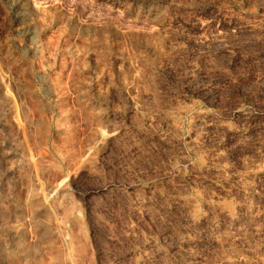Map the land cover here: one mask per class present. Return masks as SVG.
Returning a JSON list of instances; mask_svg holds the SVG:
<instances>
[{"label":"rangeland","instance_id":"obj_1","mask_svg":"<svg viewBox=\"0 0 264 264\" xmlns=\"http://www.w3.org/2000/svg\"><path fill=\"white\" fill-rule=\"evenodd\" d=\"M263 26L264 0H0V264L14 263L19 244L10 228L22 222L25 187L42 192L36 206L53 210L43 211L45 222L69 221L59 229L42 221L21 264H225L210 233L227 203L210 197L214 190H232L233 214L264 231V172L248 177L263 193L256 217H247L236 201L244 193L234 182L216 184L207 156L191 146L200 130L233 172L263 163ZM7 90L26 126L11 119ZM13 144L31 159L43 155V166L21 167L9 157ZM180 191L196 199L194 230L185 229L190 213L177 204ZM241 246L248 257L237 264H264V233Z\"/></svg>","mask_w":264,"mask_h":264},{"label":"bare ground","instance_id":"obj_2","mask_svg":"<svg viewBox=\"0 0 264 264\" xmlns=\"http://www.w3.org/2000/svg\"><path fill=\"white\" fill-rule=\"evenodd\" d=\"M150 9V8H149ZM186 27V26H185ZM264 27V26H263ZM182 29V28H181ZM220 33V32H219ZM222 33V32H221ZM223 35V34H222ZM219 41H223L224 40V38L222 37V36H219L218 38H217ZM216 42V41H215ZM229 44H230V42H229ZM234 51V50H233ZM228 52V51H227ZM84 53V52H83ZM82 53V54H83ZM229 53V52H228ZM79 54V53H78ZM81 54V53H80ZM79 54V55H80ZM85 54V53H84ZM77 56V55H76ZM85 55H83V57H84ZM82 56L80 55V57H78V58H81ZM82 57V58H83ZM81 58V59H82ZM81 59H80V61H81ZM129 60V59H128ZM131 62V61H130ZM127 63V62H126ZM130 64V63H129ZM141 64V63H140ZM144 67V66H143ZM98 69V68H97ZM100 70V69H99ZM143 70V69H142ZM4 77V76H3ZM138 77V76H137ZM140 77V76H139ZM138 77V78H139ZM10 79V78H9ZM8 79V80H9ZM3 81V80H2ZM11 81V80H10ZM58 81V80H57ZM6 82V81H5ZM4 82V83H5ZM56 82V81H55ZM59 82V81H58ZM61 84V83H60ZM51 87V86H50ZM3 88V87H2ZM22 88V87H21ZM46 88V87H45ZM58 88V87H57ZM61 88V87H60ZM10 90H12V89H10ZM9 90V91H10ZM5 91V90H4ZM8 90L4 93V95H7V98H9L11 101V103H10V106H9V108H7L8 109V111H9V115L11 116V119H13V121H15V123L17 122V124H19V126H21V127H23L22 125H27L26 124V122H25V124H24V121L22 120H20L19 118L20 117H18L17 115H19V113H17L18 112V107L16 106V105H14V103H12L13 101V99H14V95H12L10 92H9ZM24 93V92H23ZM37 94V93H36ZM35 94V95H36ZM57 95V94H56ZM54 97V96H53ZM56 97V96H55ZM59 101V100H58ZM61 101V100H60ZM28 102V101H27ZM30 102V101H29ZM62 102V101H61ZM25 103V102H24ZM23 103V104H24ZM32 103V102H31ZM19 104V103H18ZM34 104V103H33ZM36 105H37V103H36ZM63 105V104H62ZM2 106V105H1ZM22 106V105H21ZM38 106V105H37ZM37 106H33V107H37ZM58 106V105H57ZM132 106V105H131ZM61 107V106H60ZM59 107V108H60ZM188 107V106H187ZM58 108V109H59ZM25 110H26V108H24ZM36 110V109H35ZM24 111V110H23ZM179 111H180V109H179ZM184 111H185V109H184ZM33 112H35V111H33ZM24 112H22V114H23ZM182 113H184V112H182ZM8 114V113H7ZM198 114V113H197ZM4 115V114H3ZM24 115V114H23ZM205 115V114H204ZM203 115V116H204ZM26 116V115H25ZM35 116V115H34ZM198 116V115H197ZM32 117H33V115H32ZM201 118H202V115H201ZM10 119V120H11ZM22 119V118H21ZM35 119V118H34ZM206 119V118H205ZM9 120V119H8ZM42 120V119H41ZM175 120V119H174ZM201 120V119H200ZM211 120V119H210ZM210 120L208 121V122H210ZM220 120V119H219ZM12 121V120H11ZM60 121V120H59ZM206 121V120H205ZM222 121V120H221ZM8 122V121H7ZM33 122V121H32ZM207 122V123H208ZM225 122H227L226 120H225ZM244 122V121H243ZM28 123V122H27ZM195 123H198V122H195ZM203 123H204V121H203ZM214 123V122H213ZM213 123H210V124H213ZM14 124V123H13ZM68 124V123H67ZM172 124V123H171ZM177 123H175V125H176ZM199 124V123H198ZM206 124V123H205ZM254 124V123H253ZM7 125V124H6ZM31 125V124H30ZM34 125V124H33ZM204 125V124H203ZM207 125V124H206ZM15 126V125H14ZM38 126V125H37ZM42 126V125H41ZM194 126H196V125H194ZM198 126V125H197ZM196 126V127H197ZM210 126V125H209ZM208 126V128H210ZM236 126V125H235ZM204 127V126H203ZM207 127V126H206ZM205 127V128H206ZM241 127V126H240ZM172 128L173 127H171V130H172ZM180 128V127H179ZM189 128H191V126L189 127ZM198 128V127H197ZM204 128V129H205ZM217 128V127H216ZM20 129V128H19ZM177 129V128H176ZM193 129V128H192ZM196 129V128H195ZM219 129V128H218ZM227 129V128H226ZM229 129V128H228ZM234 129V128H233ZM236 129V128H235ZM39 130V129H38ZM50 130V129H49ZM196 130H199V128L198 129H196ZM207 130V129H206ZM205 130V131H206ZM215 130V129H214ZM225 130V129H224ZM230 130V129H229ZM5 131V130H4ZM174 131V130H173ZM189 131V130H188ZM195 131V130H194ZM202 131H203V129H202ZM201 131V132H202ZM221 131H223V130H221ZM233 131V130H232ZM19 132V131H18ZM25 132V131H24ZM177 132H178V130H177ZM181 132L182 131H180V134H181ZM197 133H198V131H196ZM207 132V131H206ZM230 132V131H229ZM234 132H235V130H234ZM252 132V131H251ZM255 132V131H254ZM15 133V132H14ZM14 133H12V134H14ZM172 133V132H171ZM174 133V132H173ZM179 133V132H178ZM194 133V132H193ZM203 133H205V132H203ZM203 133H200V130H199V133L197 134V135H195V136H192L193 138L191 139V146H192V148L194 149V150H196V151H198V153H199V151H202L203 153V155H206L207 156V161H205V162H207V166H206V168H207V170L208 171H211L212 172V174L213 175H211L212 176V178L214 179V181L216 182V184H218V183H221L222 184V186H223V184L225 183V182H234V185H235V188L236 189H238L239 191H241L242 193H244V195H245V197H244V200H242V201H240V199L238 200L237 198H238V196L239 195H237V198H236V201L238 202L237 204H239V205H241V206H243V207H246L249 211H250V213L247 215V217L248 216H255L256 217V214H254V212H255V210L258 208V206H255V201H256V199L257 198H260L261 197V195H262V193L264 192H262V190H261V188L258 186V184L256 183V182H253V181H250L251 179H253V178H250V180L248 179V177L249 176H251V175H255V176H252V177H256L257 176V174H259V175H261V172H264V161H263V163H260V162H256V163H254V164H250L251 163V161H250V157H248L249 158V161H250V165H249V167H248V169H246V170H243V168L241 169L240 168V170H238L237 172L235 171V172H233L232 171V167H230V165L228 164V161H227V159H226V152H224V150L223 149H220L219 147L218 148H213V150H211V149H209L207 146H206V136L207 135H204ZM219 133V132H218ZM231 133V132H230ZM27 134V133H26ZM65 134V133H64ZM175 134V133H174ZM173 134V135H174ZM179 134V135H180ZM195 134V133H194ZM206 134V133H205ZM208 134H209V130H208ZM223 134H224V132H223ZM236 134H237V132H236ZM238 134H239V132H238ZM16 135V134H15ZM19 135V134H18ZM24 135V134H23ZM22 135V136H23ZM69 135V134H68ZM226 135V134H225ZM241 135V134H240ZM243 135V134H242ZM241 135V136H242ZM246 135V134H245ZM249 135V134H248ZM11 136V135H10ZM41 136V135H40ZM170 136H171V134H170ZM234 136V135H233ZM244 136V135H243ZM247 136V135H246ZM245 136V137H246ZM178 137V136H177ZM183 137V136H182ZM208 137H209V135H208ZM211 137V136H210ZM238 137V136H237ZM236 137V138H237ZM5 138H6V136H5ZM163 138V137H162ZM166 138V137H165ZM212 138V137H211ZM221 138V137H220ZM219 138V139H220ZM233 138V137H232ZM242 137H240V139H241ZM2 139V138H1ZM1 139H0V141H1ZM4 139V138H3ZM11 139H12V137H11ZM22 139V138H21ZM29 139V138H28ZM69 139V138H68ZM168 139V138H167ZM166 139V140H167ZM177 139V138H176ZM209 139V138H208ZM225 139V138H224ZM246 139V138H245ZM20 140V139H19ZM32 140H33V138H32ZM31 140V141H32ZM104 140V139H103ZM209 140H211V139H209ZM230 140V139H229ZM243 140V139H242ZM251 140V139H250ZM3 141V140H2ZM2 141H1V143H2ZM10 141V140H9ZM12 141H14L13 139H12ZM27 141V140H26ZM189 141H190V139H189ZM208 141V140H207ZM238 141H240V140H238ZM244 142H245V140H243ZM261 141V140H260ZM8 142V141H7ZM28 142V141H27ZM219 142V141H218ZM223 142V141H222ZM227 142V141H226ZM242 142V141H241ZM12 143H16V142H12ZM71 143V142H70ZM181 143V142H180ZM212 143H215V142H212ZM220 143V142H219ZM218 143V144H219ZM224 143V142H223ZM236 143V142H235ZM243 143V142H242ZM247 143V142H246ZM245 143V144H246ZM255 143V142H254ZM14 144L11 146V148L14 146ZM17 144V143H16ZM15 144V145H16ZM169 144V143H168ZM174 144H176V143H174ZM211 144V143H210ZM226 144V143H225ZM29 145V144H28ZM30 145H31V143H30ZM32 145H33V143H32ZM177 145H179V144H177ZM207 145H208V143H207ZM220 145H222V143L220 144ZM233 145V144H232ZM236 145V144H235ZM17 146V145H16ZM21 146V145H20ZM209 146H211V145H209ZM217 146V145H216ZM243 146V145H242ZM15 147V146H14ZM35 147V146H34ZM178 147V146H177ZM211 147H214V145L213 146H211ZM223 147V146H222ZM1 148H2V146H1ZM6 148V147H5ZM68 148V147H67ZM182 148V147H181ZM259 148V147H258ZM263 148V147H262ZM3 149V148H2ZM8 149V148H7ZM9 149H10V147H9ZM9 149L7 150V151H9ZM13 149V148H12ZM38 149V148H37ZM193 149H191L192 151H193ZM225 150H226V148H224ZM243 149H245V147L243 148ZM246 149H247V147H246ZM261 149V148H260ZM4 150V149H3ZM2 150V151H3ZM23 150H24V148L23 149H20V148H14L13 150H12V153H10V154H12V156H9V157H11V158H15L16 159V161L18 160V163H19V165L22 167V166H24V165H26V166H29L31 169H36V171H38L39 170V168L41 167V166H43V163H44V161H45V159H44V156L43 155H39V157H38V159H31L30 157H28V154H26L27 155V158H24V156H26V155H22V154H24V152H23ZM175 150V149H174ZM180 150V149H179ZM187 150H189V149H187ZM6 151V152H7ZM27 151V150H26ZM190 151V150H189ZM10 152V151H9ZM28 152V151H27ZM37 152V151H36ZM40 152V151H39ZM64 152V151H63ZM253 152V151H252ZM46 153V152H45ZM192 153V152H191ZM228 153V152H227ZM258 153V152H257ZM259 153H260V151H259ZM262 153V152H261ZM1 154V153H0ZM9 154V155H10ZM173 154H174V152H173ZM181 154V153H180ZM196 154V153H195ZM175 155V154H174ZM182 155V154H181ZM264 155V154H263ZM6 156V155H5ZM49 156V155H48ZM186 156V155H185ZM191 156V155H190ZM229 156V155H228ZM249 156V155H248ZM256 156H259V155H256ZM261 156V155H260ZM66 157V156H65ZM71 157V156H70ZM77 157V156H76ZM179 157V156H178ZM49 158V157H48ZM73 158V157H72ZM174 158H176V157H174ZM187 158V157H186ZM199 158H201L200 157V155H199ZM247 158V157H246ZM256 158V157H255ZM259 158V157H258ZM264 157H262V159H263ZM178 159V158H177ZM189 159H191V158H189ZM230 159V158H229ZM232 159H233V157H232ZM242 159V158H241ZM244 159V158H243ZM0 160H4L5 161V159H0ZM7 161H8V158L6 159ZM9 160L11 161V159L9 158ZM181 160V159H180ZM254 160V159H253ZM258 160V159H257ZM256 160V161H257ZM10 161H8L9 163H11ZM15 161V160H14ZM49 161V160H48ZM69 161H71V160H69ZM74 161H76V160H74ZM183 161V160H182ZM187 161H188V159H187ZM204 161V160H203ZM260 161V160H259ZM185 162V161H184ZM202 162V161H201ZM244 162V161H243ZM242 162V163H243ZM246 162V161H245ZM255 162V161H254ZM67 163V162H66ZM230 163H231V161H230ZM1 164V163H0ZM12 165L14 164V163H11ZM70 164V163H69ZM192 164V163H191ZM74 165V164H73ZM72 165V166H73ZM248 165V164H247ZM246 165V166H247ZM14 166V165H13ZM61 166V165H60ZM68 166V165H67ZM75 166V165H74ZM196 166V165H195ZM200 166V165H199ZM245 166V165H244ZM243 166V167H244ZM10 167V166H9ZM15 167V166H14ZM50 167V166H49ZM49 167H48V171H47V173H49L48 175H53L52 174V172H53V170L52 169H49ZM237 167V166H236ZM70 168H71V166H70ZM182 168V167H181ZM184 168V167H183ZM183 168H182V170H183ZM194 168V167H193ZM238 168V167H237ZM247 168V167H246ZM17 169V168H16ZM19 169V168H18ZM72 169V168H71ZM195 169H197V167L195 168ZM236 169V168H235ZM46 170V169H45ZM177 170V169H176ZM179 170V169H178ZM202 170V169H201ZM173 171V170H172ZM8 172V171H7ZM26 172V171H25ZM41 172V171H40ZM21 173V172H20ZM54 173V172H53ZM195 173L197 174V172L195 171ZM205 173H206V170H205ZM204 173V174H205ZM30 174V173H29ZM35 174V173H34ZM38 174V173H37ZM41 174H42V172H41ZM20 175V174H19ZM11 176V175H10ZM31 176V175H30ZM33 176H35V175H33ZM38 176V175H37ZM262 176H263V173H262ZM1 177V176H0ZM57 177V176H56ZM61 177V176H60ZM205 177H206V174H205ZM205 177H203V179L205 178ZM209 177V176H208ZM259 177H261V176H258V178ZM44 178V177H43ZM43 178H40L41 180L39 181V182H41L42 181V179ZM212 178H210V180L212 179ZM20 179V178H19ZM23 179V178H22ZM8 180V179H7ZM48 180H50V179H48ZM47 180V181H48ZM51 180H52V178H51ZM56 180V179H55ZM58 180V179H57ZM56 180V181H57ZM199 180V179H198ZM202 180V179H201ZM207 180V179H206ZM255 180H257L256 178H255ZM12 181V180H11ZM213 181V180H212ZM7 182V181H6ZM45 182V181H44ZM58 182V181H57ZM202 182V181H201ZM224 182V183H223ZM11 183V182H10ZM31 183V182H30ZM34 183V182H33ZM46 183V182H45ZM55 183V182H54ZM59 183V182H58ZM259 183V182H258ZM262 183V182H261ZM61 184V183H60ZM8 185V184H7ZM220 185V184H219ZM225 185V184H224ZM44 186V185H43ZM226 186V185H225ZM31 187V186H30ZM218 187V189H219V186H217ZM228 187H230V186H228ZM14 188V187H13ZM35 188V187H34ZM44 188V187H43ZM231 188V187H230ZM17 189V188H16ZM23 189H25V190H23V192H22V194H20V195H22L21 197H22V200L19 198L18 200L20 201H22L21 203V206H20V208H19V206H18V208L20 209V212H21V214L23 215V217H22V222L20 223L19 221L18 222H14L12 219V221L14 222L13 224H12V226H11V228H10V230L12 231H10L12 234H10L12 237V239H13V241L18 245L19 244V247L17 248L18 249V251H17V249H16V251L12 254V258H14V263L15 262H17V261H19V259L23 256V255H28L29 253V255H30V257H31V253H33V252H29L28 253V251H26L27 249H28V247H29V245H30V242H33V238H35L34 236V232H35V230L39 227V224H41V222L42 221H44V223H46L47 221H49V220H51V221H53V223H55L54 225H56L55 227H56V229L58 228H60L61 227V225H62V223L63 222H65V223H67V220L66 219H68L66 216H60V218L55 214V211L57 212V210L58 209H56V208H54L55 209V211H54V214L57 216V217H55L54 219L53 218H49V220H48V218H47V221L45 222V220L43 219V214H44V212L43 211H46V210H48V205L46 204V203H42V204H40V202H39V206H36V204L38 203H36L35 201L40 197V194L42 193H38V192H36L35 193V191H33V189H30L29 187H25V188H23ZM199 189V188H198ZM221 189V188H220ZM227 189V188H226ZM233 189V188H232ZM235 189V190H236ZM9 190V189H8ZM44 190V189H43ZM45 190H47V189H45ZM175 190V189H174ZM202 190V189H201ZM225 190V189H224ZM1 191V190H0ZM11 191V190H10ZM15 191V190H14ZM178 191V190H177ZM205 191V190H204ZM208 191V190H207ZM207 191H205V194L207 193ZM211 191V190H210ZM215 191V190H214ZM214 191H212V193H210L211 195H209L210 197H212V198H214V199H224L225 201V203H227V205H225V206H223V207H221V208H223V209H220L223 213V217L221 218V213L220 214H218L217 216H219V215H221L220 216V219H219V217H218V220H215L216 221V229H213V227H212V230H214V231H211V233L210 234H212V240H213V243H215V244H217V245H219L220 247H222V249L224 250L223 251V255H221V261L223 262V263H225V264H237V263H239V262H246L247 261V257H248V253H247V249H245L244 247H242L241 246V244L244 242V240H245V238L249 235V234H252V235H257V236H260V235H263V233H264V231H263V229L262 228H260V227H258L254 222H249V221H247V222H249V223H247L246 221H244V219H246V218H244V217H242V218H239V216H235L234 214H233V212H232V210H231V208H232V204L234 203V202H232V199L233 198H229V196H231L230 194H233V192H232V190H225V191H227L226 193L225 192H223V189H222V192L220 193V192H214ZM234 191V190H233ZM187 192V191H186ZM202 192V191H201ZM240 192V193H241ZM1 193V192H0ZM11 193V192H10ZM21 193V192H20ZM175 194H176V192H174ZM198 193V192H197ZM225 193V194H224ZM239 193V194H240ZM241 193V194H242ZM5 194V193H4ZM173 194V193H172ZM199 194H200V192H199ZM203 194V193H202ZM171 195V194H170ZM234 195V194H233ZM233 195H232V197H233ZM235 195H236V193H235ZM172 196V195H171ZM205 196V195H204ZM8 197V196H7ZM17 197V196H16ZM44 197V196H43ZM188 197H190V196H188ZM209 197V198H210ZM49 198H51V197H49ZM61 198V197H60ZM176 199H177V204L179 203L182 207H183V204H184V207L189 211V215H188V217H187V220H186V223H184V224H186L185 226H186V228L185 229H189L190 230V228L192 227H196V225L198 224L197 222H199V221H196V219H194V213H193V211H195V209L197 208L196 207V205H195V203H194V201L193 200H196V199H187L186 197H185V195H184V193L182 192V191H180V193H178L177 195H176V197H175ZM211 198V199H212ZM234 198H235V196H234ZM240 198V197H239ZM3 199V198H2ZM13 199V198H12ZM16 199V198H15ZM173 199V198H172ZM241 199H243V198H241ZM41 200V199H40ZM58 200H59V198H58ZM61 200H62V198H61ZM206 200V199H205ZM213 200V199H212ZM211 200V201H212ZM218 200V201H219ZM18 201V202H19ZM42 201V200H41ZM171 201V200H170ZM208 201V200H207ZM209 201H210V199H209ZM233 201H235V200H233ZM258 201V200H257ZM4 202V201H3ZM49 202V201H48ZM54 202V201H53ZM172 202L173 201H171V204H172ZM196 202V201H195ZM260 202V201H259ZM262 202V201H261ZM59 203H60V201H59ZM175 203V202H174ZM207 203V202H206ZM210 203V202H209ZM219 203V202H218ZM224 203V204H225ZM177 204H176V206H177ZM217 204V203H216ZM221 204V203H220ZM236 204V203H235ZM237 204L235 205V206H237ZM9 205V204H8ZM14 205V204H13ZM38 205V204H37ZM64 205V204H63ZM180 205H178V206H180ZM198 205V204H197ZM209 205V204H208ZM211 205H212V202H211ZM223 205V204H222ZM221 205V206H222ZM238 205V206H239ZM15 206V205H14ZM61 206V205H60ZM218 205H216L215 206V208L217 207ZM237 206V207H238ZM59 207V206H58ZM62 207V206H61ZM165 207V206H164ZM172 207H174V206H172ZM257 207V208H256ZM11 208V207H10ZM66 208V207H65ZM68 208H69V205H68ZM71 208V207H70ZM236 208V207H235ZM256 208V209H255ZM9 209V208H8ZM7 209V210H8ZM12 209V208H11ZM11 209H9V210H11ZM15 209V208H14ZM72 209V208H71ZM198 209V208H197ZM237 209V208H236ZM236 209H234V210H236ZM243 209V208H242ZM1 210V209H0ZM49 210H51L50 208H49ZM69 210V209H68ZM169 210V209H168ZM246 210V209H245ZM259 210V209H258ZM2 211V210H1ZM12 211V210H11ZM14 211V210H13ZM15 211H16V209H15ZM51 211H53V210H51ZM65 211V210H64ZM3 212V211H2ZM74 212V211H73ZM220 212V211H219ZM236 212V211H235ZM259 212V211H258ZM11 213L12 212H10V215H11ZM17 212H15V214H16ZM19 213V212H18ZM17 213V214H18ZM59 213V212H58ZM64 213V212H63ZM65 213H67L66 211H65ZM236 213H238V212H236ZM9 214V213H8ZM14 214V213H13ZM14 214V216H18V215H15ZM46 214V213H45ZM44 214V215H45ZM188 214V213H187ZM239 214V213H238ZM241 214V213H240ZM243 214V213H242ZM47 215V214H46ZM60 215V214H59ZM62 215V214H61ZM64 215V214H63ZM203 215V214H202ZM201 214H200V216H202ZM208 215H210V213L208 214ZM246 215V214H245ZM48 216H49V214H48ZM48 216H45V217H48ZM68 216V215H67ZM183 216V215H182ZM205 216V215H204ZM204 216H202V217H204ZM64 217H66V219L64 218ZM71 217V216H70ZM246 217V216H245ZM17 218V217H16ZM61 218H63V219H61ZM198 218V217H197ZM206 218V217H205ZM211 218V217H210ZM1 219V218H0ZM46 219V218H45ZM53 219V220H52ZM65 219V220H64ZM216 219V218H215ZM15 220V219H14ZM20 220H21V218H20ZM212 220H214L213 218H212ZM248 220V219H247ZM1 221V220H0ZM6 222L5 223H7V220H5ZM17 221V220H16ZM63 221V222H62ZM68 221H69V219H68ZM73 221V220H72ZM203 221V220H202ZM244 221V223H242ZM1 222H3V221H1ZM50 222V221H49ZM209 222V221H208ZM210 222L212 223V221L210 220ZM209 222V223H210ZM5 223H4V225H5ZM43 223V222H42ZM179 223V222H178ZM201 223V222H200ZM199 223V224H200ZM24 224H27V226H28V224H29V228L28 227H26V229H28V230H26V231H21V228H22V226L24 225ZM47 224V223H46ZM46 224L44 225H40V226H46ZM50 225H51V222L49 223ZM2 225V224H1ZM48 225V224H47ZM53 225V224H52ZM66 225V224H65ZM7 226V225H6ZM184 226V227H185ZM3 227V226H2ZM182 227H183V225H182ZM183 227V228H184ZM224 227H226V228H224ZM1 228V227H0ZM63 228V227H62ZM198 228V227H197ZM223 228H224V230L226 229V231H223ZM24 229V228H23ZM53 229H55V228H53ZM3 230V229H2ZM5 230H6V228H5ZM41 230V229H40ZM182 230V229H181ZM188 230V231H189ZM193 230H194V228H193ZM196 230V229H195ZM4 231V230H3ZM36 231H38V229L36 230ZM58 231V230H57ZM59 232H61V231H59ZM190 232V231H189ZM6 233V232H5ZM39 233V232H38ZM182 233H183V231H182ZM185 233V232H184ZM68 234V233H67ZM186 234V233H185ZM7 235V234H6ZM5 235V236H6ZM10 235H9V237H10ZM42 235V234H41ZM2 236V235H1ZM46 237V236H45ZM65 237V236H64ZM68 236L66 235V237H65V239L67 238ZM198 237V236H197ZM0 238H2V237H0ZM8 238V237H7ZM75 238V237H74ZM3 239V238H2ZM1 239V240H2ZM38 239H39V236H38ZM64 239V240H65ZM196 239V238H195ZM194 238H193V240H195ZM198 239V238H197ZM4 240V239H3ZM35 241H36V239H34ZM48 240V239H47ZM73 240V239H72ZM186 240V239H185ZM8 241V240H7ZM189 241V240H188ZM3 242V241H2ZM5 243V242H4ZM4 243H2V244H4ZM36 243V242H35ZM39 243V242H38ZM46 243V242H45ZM50 243V242H49ZM65 243H67L66 241H65ZM196 243V242H195ZM5 244H7V243H5ZM11 244V243H10ZM16 244H14V245H16ZM34 244V243H33ZM17 245L15 246V248L17 247ZM32 245V244H31ZM31 245H30V247L29 248H34V247H31ZM189 243H188V247H189ZM195 245V244H194ZM2 246V245H1ZM11 246V245H10ZM33 246H35V245H33ZM43 246H45V245H43ZM43 246H41V247H43ZM192 246V245H191ZM38 247V246H37ZM70 247V246H69ZM185 247V246H184ZM188 247H186V249L188 248ZM194 246H192L191 248H193ZM2 248V247H1ZM5 248H6V246H5ZM14 248V249H15ZM39 248V247H38ZM195 248V247H194ZM194 248L192 249L193 251H195L194 250ZM9 249H10V247H9ZM11 249H13V247L11 248ZM37 249V248H36ZM53 249V248H52ZM72 249V248H71ZM183 249V248H182ZM181 249V250H182ZM189 250H190V252H191V249H190V247L188 248ZM29 251L30 250H34V249H28ZM44 250V249H43ZM25 251H26V254H25ZM49 251H51V250H49ZM48 251V252H49ZM184 251H185V248H184ZM0 252H2V249L0 250ZM35 252H36V250H35ZM42 252V251H41ZM181 252H183V251H181ZM188 252V251H187ZM186 251H185V253H187ZM190 252H188V253H190ZM196 252V251H195ZM194 252V253H195ZM5 253V252H4ZM12 253V252H11ZM45 253V252H44ZM52 253V252H51ZM180 253V252H179ZM184 253V252H183ZM202 253V252H201ZM2 255H3V252L1 253ZM42 254V253H41ZM4 255H6V254H4ZM3 255V256H4ZM29 255H28V257H29ZM48 255V254H47ZM182 255V254H181ZM185 255V254H184ZM189 255H191V254H189ZM193 255V254H192ZM191 255V256H192ZM195 255V254H194ZM199 255V254H198ZM34 256V255H33ZM52 256V255H51ZM186 256V255H185ZM188 256V255H187ZM1 257V256H0ZM50 257V256H49ZM54 257V256H53ZM182 257V256H181ZM180 257V258H181ZM2 258V257H1ZM0 258V259H1ZM8 258H10V257H8ZM25 258H26V256L23 258V260L24 261H26L25 260ZM42 258V257H41ZM58 258H60L59 256H58ZM11 259V258H10ZM22 259V258H21ZM28 259V258H27ZM50 260H51V258H49ZM196 259H197V257H196ZM1 260H3V258L1 259ZM0 260V261H1ZM7 260V259H6ZM9 260V259H8ZM19 261V262H17V263H19V264H21V263H23L24 261ZM30 260H31V258H30ZM41 260V259H40ZM39 260V261H40ZM49 260V261H50ZM54 260V259H53ZM11 261V260H10ZM10 261L8 262V263H10ZM35 261V260H34ZM47 261V260H46ZM193 261V260H192ZM197 261V260H196ZM196 261L194 262V263H196ZM2 262V261H1ZM0 262V263H1ZM32 262V261H31ZM42 263H43V259H42V261H41ZM13 262H11V264H14ZM41 263V264H42ZM49 263V262H48ZM193 263V264H194ZM5 264V263H4ZM7 264V263H6ZM35 264H36V261H35ZM39 264V263H38ZM45 264H46V262H45ZM190 264V263H189ZM192 264V263H191Z\"/></svg>","mask_w":264,"mask_h":264}]
</instances>
